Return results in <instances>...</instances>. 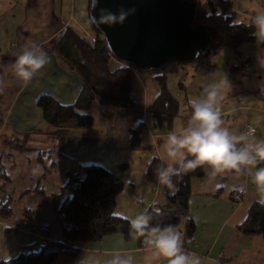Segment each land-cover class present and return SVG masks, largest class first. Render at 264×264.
I'll use <instances>...</instances> for the list:
<instances>
[{
	"label": "crops",
	"instance_id": "1",
	"mask_svg": "<svg viewBox=\"0 0 264 264\" xmlns=\"http://www.w3.org/2000/svg\"><path fill=\"white\" fill-rule=\"evenodd\" d=\"M66 29L94 40L84 0H0V203H8L11 210L10 218L0 217V261L36 253L47 242H60L54 206L46 198L59 196L67 175L77 174L81 167L99 166L123 183L114 210L118 217L134 216L152 201L166 208L164 188L156 179L150 183L145 178L156 151L153 142L163 133L187 126L188 101L207 84L220 85L224 126L235 135L248 126L258 138H264V50L255 43L246 54L234 51L235 66H229L226 59L216 65L214 54L211 63L216 70L205 77L196 76L191 66L189 79H176L171 89V79L182 70L181 65L176 66L167 84L180 103V112L168 129L155 128L149 114L159 93L154 76L136 71L129 94L136 110L95 102L89 110L93 118L90 129L47 126L36 106L38 98L48 96L59 105L72 106L81 90L79 76L55 52ZM32 42L50 59L24 85L13 77L10 63L23 45ZM121 67L115 60L109 63L111 71ZM225 76L230 85L223 83ZM138 127L139 148L132 149L129 131ZM257 199L251 172L239 177L232 173L212 176L204 170L201 177L192 178L186 218L177 226L184 234L185 221L190 219L195 227L192 238L184 235V248L198 254L202 264H264V239L244 236L238 230ZM26 217H30L29 226ZM6 225L9 228L4 230ZM76 248L75 258L58 256L53 264H78L88 250L102 258L112 248L135 250L138 261L143 256V244L139 247L137 238L130 235H113Z\"/></svg>",
	"mask_w": 264,
	"mask_h": 264
},
{
	"label": "trees",
	"instance_id": "2",
	"mask_svg": "<svg viewBox=\"0 0 264 264\" xmlns=\"http://www.w3.org/2000/svg\"><path fill=\"white\" fill-rule=\"evenodd\" d=\"M185 1L195 6V25L203 27L210 40V50L190 63L196 76L205 77L216 70L211 63V58L220 49L233 48L230 44L232 37H241L264 50V42L257 40L253 35L254 28L246 26L251 20L235 23L236 14L228 12L230 4L228 1ZM260 2L264 4V0ZM88 8L89 0H87V12ZM88 23L94 34V40H89L71 29H66L55 44V52L59 59L79 76L81 90L72 106L59 105L48 96L38 98L36 106L41 111L43 122L49 127L90 129L93 125V118L89 115V110L95 102L115 105L121 109L136 110L138 108L129 96L133 71L136 70L122 64L121 68L111 71L109 63L115 59L110 56L104 40L94 31L89 20ZM179 65L181 64L171 62L159 72L146 73L154 76L159 89L149 110L155 128L160 129L165 126L168 129L180 112V103L171 94L167 84L168 76ZM190 112L188 104V116ZM139 134L140 127L129 131L132 149L139 148ZM157 166L158 161L153 159L146 168L145 178L150 183L155 181ZM119 169L125 170V167L119 166ZM203 172L202 168L187 172L178 182L179 190L174 195H169L168 189L164 188L167 207L162 208L163 216L159 218L162 224H173L177 227L186 218L189 182L192 178L201 177ZM122 190L123 183L108 170L99 166L81 167L77 174L67 175V181L61 194L46 198L54 206L55 223L59 229L60 242H47L36 253L20 254L16 259L0 261V264H53L58 256L75 258L78 254L77 245L94 243L113 235L128 238L127 220L114 214L116 199ZM60 196L64 197L58 204ZM10 216L11 210L8 203H0V217L8 219ZM29 218L26 217L25 220L27 226H29ZM238 230L244 236H260L264 239V206L257 202L253 203ZM184 231L185 237L192 238L195 227L190 219L185 221ZM142 239L137 238L139 247L142 246Z\"/></svg>",
	"mask_w": 264,
	"mask_h": 264
},
{
	"label": "clouds",
	"instance_id": "3",
	"mask_svg": "<svg viewBox=\"0 0 264 264\" xmlns=\"http://www.w3.org/2000/svg\"><path fill=\"white\" fill-rule=\"evenodd\" d=\"M92 7L99 0H91ZM135 8H118L114 13L107 8L99 9V16H90V23L99 28L122 25ZM253 35L264 42V9L256 10L249 25ZM48 53L32 42L21 47L10 67L13 77L24 85L33 81L49 63ZM224 84H229L227 77ZM220 85L210 83L199 95L188 101L191 109L186 127L163 133L154 141L152 158L158 161L155 179L158 186L168 189L169 195L178 191V182L190 170L202 168L210 175L232 173L236 177L251 172V183L258 194L257 203L264 206V138L248 129L235 135L224 126L221 113L222 93ZM175 178V180H174ZM152 201L134 216H125L129 235L143 238V256L138 261L135 250L112 248L102 258L94 250L82 255L78 264H202V258L184 248V234L173 224H162L163 209ZM154 221H156L154 223ZM9 228L5 226L4 230ZM85 252V250H84Z\"/></svg>",
	"mask_w": 264,
	"mask_h": 264
},
{
	"label": "water",
	"instance_id": "4",
	"mask_svg": "<svg viewBox=\"0 0 264 264\" xmlns=\"http://www.w3.org/2000/svg\"><path fill=\"white\" fill-rule=\"evenodd\" d=\"M135 8L122 25L90 23L117 62L141 73L163 70L169 63H191L210 50L203 27L195 25L196 8L185 0H89L87 17L99 16L100 8L116 12Z\"/></svg>",
	"mask_w": 264,
	"mask_h": 264
},
{
	"label": "rangeland",
	"instance_id": "5",
	"mask_svg": "<svg viewBox=\"0 0 264 264\" xmlns=\"http://www.w3.org/2000/svg\"><path fill=\"white\" fill-rule=\"evenodd\" d=\"M86 3L87 1L84 0ZM222 1H228L231 4L228 5V12H233L236 14L235 17V23H242V22H248L251 20V17L254 15L256 10L264 9V4L261 6V4L258 2V0H222ZM231 46L234 47H227L218 50L215 55L213 62L216 65H220V62L222 59H226L229 66H235L237 58L234 55L235 53H241L246 54L249 48H252L253 46H256L252 42L245 41L241 37H232L230 40ZM191 64L190 63H184L181 64L182 70L180 71V74L177 77H174L175 79H171L172 83L170 88L174 89L175 85L174 82L176 79H189L187 77V72L190 71ZM186 80V82H187ZM181 96V95H180Z\"/></svg>",
	"mask_w": 264,
	"mask_h": 264
},
{
	"label": "built area",
	"instance_id": "6",
	"mask_svg": "<svg viewBox=\"0 0 264 264\" xmlns=\"http://www.w3.org/2000/svg\"><path fill=\"white\" fill-rule=\"evenodd\" d=\"M205 1H208V2H215V0H205ZM248 129H251V128H249L248 126H246V127H244L243 129H242V133L243 132H245V131H247Z\"/></svg>",
	"mask_w": 264,
	"mask_h": 264
}]
</instances>
